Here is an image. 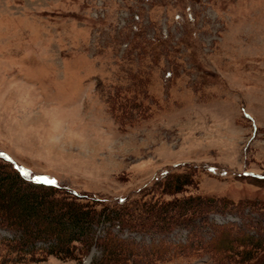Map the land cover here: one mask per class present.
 <instances>
[{
    "label": "rangeland",
    "instance_id": "374dc122",
    "mask_svg": "<svg viewBox=\"0 0 264 264\" xmlns=\"http://www.w3.org/2000/svg\"><path fill=\"white\" fill-rule=\"evenodd\" d=\"M118 91L128 111L115 120ZM0 156L34 182L108 203L146 192L168 172L191 175L204 196L247 202L243 214L254 221L249 204L264 203L253 177L264 175V0H0ZM6 189L1 201L17 215L34 223L47 214L20 200L27 188ZM107 228L145 244L186 235L151 238L108 222L85 233ZM13 233L0 227V239ZM99 256L92 245L81 261L0 264Z\"/></svg>",
    "mask_w": 264,
    "mask_h": 264
},
{
    "label": "trees",
    "instance_id": "16d2710c",
    "mask_svg": "<svg viewBox=\"0 0 264 264\" xmlns=\"http://www.w3.org/2000/svg\"><path fill=\"white\" fill-rule=\"evenodd\" d=\"M121 94L116 92L115 101L109 107L115 120L128 111ZM1 162L9 167L0 169V187H7L5 194L27 188L28 193L20 196L22 202L37 211L49 207L41 221L33 223L28 213L17 215L0 197V227L14 232L12 238L0 239L1 248L7 251L6 257L0 256L3 263L36 261L47 256L81 261L88 248L96 245L100 256L91 264H154L178 258L186 262L206 258L210 264H264V203L249 204L248 213L259 214L252 221L248 214H243L247 202L233 203L204 196L191 175L173 172L157 179L138 196L108 203L68 192L54 183L34 182L9 159L0 156ZM253 177L264 184V175ZM222 212L234 213L240 221L216 223L209 217ZM40 222L59 231L52 235ZM99 222L112 223L119 230L127 229L151 238L175 229L186 231V235L182 242L158 238L150 244L120 238L109 228L101 236H88L85 230L92 231ZM38 242L45 246L33 249Z\"/></svg>",
    "mask_w": 264,
    "mask_h": 264
},
{
    "label": "snow or ice",
    "instance_id": "6c2138e0",
    "mask_svg": "<svg viewBox=\"0 0 264 264\" xmlns=\"http://www.w3.org/2000/svg\"><path fill=\"white\" fill-rule=\"evenodd\" d=\"M36 179H37V180H40L41 178L37 177ZM45 182H51V181H45Z\"/></svg>",
    "mask_w": 264,
    "mask_h": 264
}]
</instances>
